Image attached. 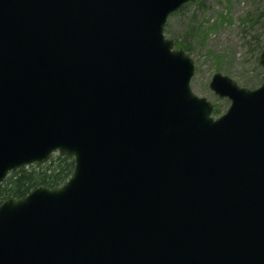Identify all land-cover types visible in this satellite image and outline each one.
Returning <instances> with one entry per match:
<instances>
[{
  "label": "water",
  "instance_id": "obj_1",
  "mask_svg": "<svg viewBox=\"0 0 264 264\" xmlns=\"http://www.w3.org/2000/svg\"><path fill=\"white\" fill-rule=\"evenodd\" d=\"M189 2L0 0V184L74 159L0 206V264H264V82L216 73L213 117L164 34Z\"/></svg>",
  "mask_w": 264,
  "mask_h": 264
},
{
  "label": "rangeland",
  "instance_id": "obj_2",
  "mask_svg": "<svg viewBox=\"0 0 264 264\" xmlns=\"http://www.w3.org/2000/svg\"><path fill=\"white\" fill-rule=\"evenodd\" d=\"M164 33L174 46L179 42L191 47L192 51L182 50L196 66L191 89L218 107L221 113L215 118L231 105L209 86L216 73L248 90L264 82L258 54L264 46V0H195L169 17Z\"/></svg>",
  "mask_w": 264,
  "mask_h": 264
},
{
  "label": "trees",
  "instance_id": "obj_3",
  "mask_svg": "<svg viewBox=\"0 0 264 264\" xmlns=\"http://www.w3.org/2000/svg\"><path fill=\"white\" fill-rule=\"evenodd\" d=\"M195 2L191 0L190 3ZM182 7L177 13H182L190 4ZM176 49L192 51L191 47L176 42ZM264 46H259L258 54L261 55ZM221 111L215 107L213 115L219 116ZM74 159L68 156L55 155L48 163L21 168L0 184V206L9 199L20 200L25 198L37 188L44 187L55 190L62 187L72 176Z\"/></svg>",
  "mask_w": 264,
  "mask_h": 264
}]
</instances>
